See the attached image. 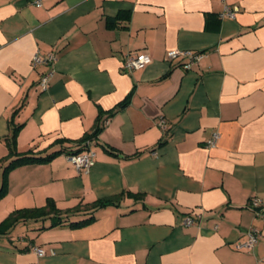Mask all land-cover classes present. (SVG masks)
<instances>
[{"label": "crops", "instance_id": "0c3cea01", "mask_svg": "<svg viewBox=\"0 0 264 264\" xmlns=\"http://www.w3.org/2000/svg\"><path fill=\"white\" fill-rule=\"evenodd\" d=\"M171 49L202 58L187 69ZM137 52L152 62L124 71ZM38 53L56 58L34 66ZM99 120L88 171L66 152L10 170L0 222L48 199L143 196L82 227L20 222L0 234V264H264V0H0V178L13 123L19 152L46 155L83 149ZM254 227L258 242L236 249Z\"/></svg>", "mask_w": 264, "mask_h": 264}, {"label": "trees", "instance_id": "16d2710c", "mask_svg": "<svg viewBox=\"0 0 264 264\" xmlns=\"http://www.w3.org/2000/svg\"><path fill=\"white\" fill-rule=\"evenodd\" d=\"M125 17V20H128L130 17V13H122L120 12L116 18L110 19L108 21L109 26H113L118 20ZM131 95H128L118 107H125L130 101ZM103 121L99 120L95 130L87 134L82 140L79 141L83 149L79 150H59L55 152L48 153L46 155H35L33 153H22L18 151L17 147V133L21 125H17L13 123L12 133L6 138L7 146L9 149V153L6 156V160H1V162H6L3 165V170L1 172L0 178V200L6 195L8 183L7 176L11 169L16 168L21 165L30 164V163H42L53 159L56 155L60 153H68L69 155L78 154L84 151L85 148L88 147V140L93 136H96L102 129ZM166 141V139L162 140V144ZM124 196L133 197L135 199H140L142 194H135L132 192H124L119 196H110L105 198H99L92 203L85 205H78L68 210H61L57 207L56 203L52 199H48L47 203L40 207H30V208H19L11 212L2 222H0V234H5L13 229L18 223L28 220H45L50 219L51 224L49 228L56 227L63 224H68L71 227H82L92 223L95 219V211L106 207L108 205H118L120 200Z\"/></svg>", "mask_w": 264, "mask_h": 264}, {"label": "built area", "instance_id": "2783aa9c", "mask_svg": "<svg viewBox=\"0 0 264 264\" xmlns=\"http://www.w3.org/2000/svg\"><path fill=\"white\" fill-rule=\"evenodd\" d=\"M225 2V0H223ZM37 3L40 4V1H37ZM239 8L236 6H229L228 4L224 5V10L221 14L222 17H229V18H234L236 14L238 13ZM168 59L169 60H174L179 57H184L186 58V63L184 66L187 69L192 68V66L199 62L200 59L202 58V54L200 52H193L190 50H180V49H171L167 53ZM55 55L54 54H48L47 56H43L41 54H36L33 57V65L36 66L41 63L45 62H53L55 60ZM153 58L150 53L148 52H137V53H129L126 55L122 68L124 71L129 72L135 69H140L152 62ZM50 81V74H45L41 78L40 84L41 86L45 89L48 87ZM165 123L166 121L162 118L160 120V125L165 128ZM220 139V133L219 132H214L212 137L208 140L207 144L210 147L216 146L218 141ZM89 144V142H88ZM95 156V152L93 150H85L82 151L78 154H72L70 155V161L74 164V166L78 170H83V171H88L92 164H93V158ZM260 199L256 198L253 200V205L254 206H259L260 205ZM184 224L185 225H190L193 224L194 218L191 216H186L184 218ZM258 237H259V231L258 229L251 228L249 232H247V239L242 242H238L235 247L238 250H250L257 242H258ZM35 251L39 255H44L45 251L42 248L36 247Z\"/></svg>", "mask_w": 264, "mask_h": 264}]
</instances>
